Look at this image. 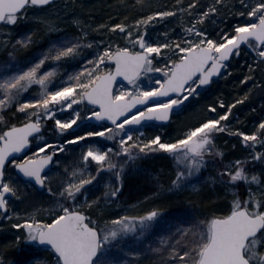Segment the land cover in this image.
<instances>
[{
	"label": "snow or ice",
	"instance_id": "6c2138e0",
	"mask_svg": "<svg viewBox=\"0 0 264 264\" xmlns=\"http://www.w3.org/2000/svg\"><path fill=\"white\" fill-rule=\"evenodd\" d=\"M108 7L116 14L93 23L87 0H0V50L9 57L0 62V221H11L16 230L0 250V264H43L38 252L49 254L47 264H142L147 252L153 264H264V167H247L264 165V151L256 150L264 149V105L250 133L222 123L253 89H264V79L255 75L257 69L264 74V0H173L171 6L116 0ZM225 15L236 19L226 23ZM28 22L34 28L16 38L13 33ZM44 37L43 50L17 58ZM242 53L252 63L246 61L248 74L239 82L252 84L241 98L218 100L223 113L207 105L215 115L174 139L145 137L141 129L168 123L193 107L214 78L231 76V62ZM47 121H54L58 143L45 140ZM225 132L251 150L250 160L229 162L213 178L231 194L229 204L203 217L191 210L166 216L160 203L165 193L191 189L202 197L193 178L210 157L223 159L216 138ZM69 145L79 148L78 156ZM69 153L75 157L70 165ZM156 154L174 161V177L167 185L157 177L156 189L139 201L152 206L111 218L107 206L122 195L128 168ZM102 174L108 181L96 195ZM34 198L44 204L25 215L16 210L17 202ZM154 235L158 245H146ZM10 248L27 258L9 261Z\"/></svg>",
	"mask_w": 264,
	"mask_h": 264
},
{
	"label": "rangeland",
	"instance_id": "374dc122",
	"mask_svg": "<svg viewBox=\"0 0 264 264\" xmlns=\"http://www.w3.org/2000/svg\"><path fill=\"white\" fill-rule=\"evenodd\" d=\"M96 1V0H95ZM93 0H87L88 5L91 7ZM159 6V5H158ZM80 10V9H78ZM103 18L97 15L95 21H91L93 23L102 21ZM29 26L30 28L26 31V33L34 28V25L31 22L27 24H21L19 27ZM212 27L209 25L208 29L211 31ZM18 29V28H17ZM180 29L177 27L176 32H179ZM19 31L13 33L16 38H21L24 33L20 35ZM176 33L172 35L175 36ZM41 35H43L41 33ZM53 34L52 38H55ZM95 35V34H93ZM48 37H44V39L40 40L36 45L32 47L34 53L37 52L36 49L43 50L47 45ZM163 39V37H160ZM31 49V50H32ZM3 51V55L6 60L9 59L6 50H0V53ZM28 52V50H27ZM26 51L20 53L18 55V59H22L23 56L28 55ZM33 53V54H34ZM31 54V55H33ZM30 55V56H31ZM247 57L242 53L240 57L234 58L231 62V66L228 69L232 73L231 76H228L226 79L220 78L216 81L210 89L201 96L198 102L195 103L193 107L186 109L181 112L179 115H173L171 121L168 125L156 126L152 124L149 127L141 129L145 132V137H151L155 134H160L163 139H174L178 135H180L183 131L187 130V128L195 125L198 121L205 118L207 115H215L209 114L206 112L207 105H215L218 108V111L223 113L225 109H220L218 107V100H224L225 103H232L236 99L241 98L245 91L249 87H251L252 82L250 81L248 85H242L239 82V87L241 89V94L237 98H233V94L231 90H227V84L233 78H236L237 73V64L243 65L241 62L244 61ZM2 62V61H1ZM238 65L239 67H242ZM72 69V68H70ZM69 69V71H70ZM158 75V74H157ZM255 75L258 79H264V74L260 72L259 69L256 70ZM144 83H147V79H144ZM119 87V84L117 85ZM234 93V92H233ZM232 94V95H231ZM227 97V98H226ZM251 100V101H249ZM248 101L243 105H237L236 108L232 110V115L229 116L228 121L222 122L229 124V130H240L244 132H252L255 130L257 122L262 119L260 115L261 105H264V89H253L252 94L250 95ZM187 103V102H186ZM77 106H74V108ZM255 107L257 112H252L251 108ZM70 111V110H69ZM57 116L68 118L69 112L60 113L57 112ZM75 128V126H74ZM83 126L77 131L81 134L83 133ZM72 130L70 129L69 132ZM43 135L45 140L48 142L58 143L60 137L54 132V121H47L45 127L43 128ZM95 140H100L101 138H94ZM103 143L112 146L111 141H103ZM217 148L224 153L223 159L219 157H210L207 166L202 169L201 174L198 177L193 178V183L199 186L202 189L203 195L200 198L195 197L191 194V189H186L183 192L178 193H165L160 198V203L162 207H166L169 210L173 209L174 213L178 210L176 209V205L179 203H183L185 207L192 209L196 212L197 215L203 217L211 215L213 210H216L220 207L227 206L231 200V194L228 193L223 186L216 183L213 185V178L217 177L219 171V162L222 164H228L229 162L235 161L236 159L241 160H250V149H246L242 145V141L240 138L236 136H230L227 132L217 134L216 138ZM33 149L35 148V144L31 146ZM69 148H77L76 156L79 155V148L75 145H69ZM257 151H264L259 146H257ZM30 154V153H29ZM61 156L65 154H60ZM75 157L72 156L71 153L67 155V159L65 163L71 164L72 160ZM175 163L170 158L167 157L166 154H156L153 158L146 159L143 161H137L135 165L131 166L127 170V178L124 182V188L122 189V195L118 197L115 203H110L107 206L106 213L111 216V218H115L117 214H123L125 209L131 212H140L146 207H150L153 204V201L149 200L147 203L141 204L139 201L144 199L145 195H150L152 191H154L157 187L156 178L159 177L161 182L164 185H167L170 182V179L174 177L175 173ZM252 171L258 172L264 165H260L258 162L250 163L247 165ZM63 168V164L61 165V170ZM103 179L98 177L100 180V184L98 189H94L96 195H100L104 190V184L108 181L107 174H102ZM95 183V182H94ZM91 187V186H88ZM246 186L239 189V192L242 196H246ZM30 191V190H28ZM211 200L208 208L206 206V200ZM189 201H194V203H190ZM44 204V201L40 198L31 199L30 202H26L21 204L17 202L16 210L21 214L25 215L28 212H31L35 207L41 206ZM132 204H137L138 207L135 209H131L128 206ZM46 206V204H45ZM167 214V212L165 213ZM218 214V213H217ZM11 221H0V226L3 227V231L0 232V242L1 245L8 244L13 238L16 232L15 229L10 227ZM163 231L160 232V235H164ZM154 239L157 240L153 241ZM159 242V236H150L147 239V244H152L153 246H157ZM145 245V248H146ZM26 255V254H25ZM37 255L42 258L43 264L47 263L50 258L48 253L38 252ZM142 264H153L154 256L151 252H147L145 256L141 257Z\"/></svg>",
	"mask_w": 264,
	"mask_h": 264
},
{
	"label": "trees",
	"instance_id": "16d2710c",
	"mask_svg": "<svg viewBox=\"0 0 264 264\" xmlns=\"http://www.w3.org/2000/svg\"><path fill=\"white\" fill-rule=\"evenodd\" d=\"M155 2L157 4V6L158 5H164V4H167L168 6H171L172 3H173V0H155ZM185 2H187V0H185ZM201 2L202 3H207V2H209V0H201ZM115 3H116V0H96V1L93 0V2H92V5L93 6H91V7L89 6V7L92 9V11H93V13H94L95 16H97V15L99 16L100 15L101 18H103V20H107L109 14H111V15H115L116 14V8L115 7H112V8L108 7L109 5H115ZM78 9L79 8H77L76 10L77 11H80ZM224 19H225V22L226 23H230L233 19H236V18L235 17H232L230 15H225L224 16ZM218 23H219V21H218ZM220 26L223 27L224 25H220ZM211 27L213 28V26H211ZM29 28H30L29 26H27V27L26 26L18 27V29H16L15 32L17 34L18 31H19V34L18 35H20L21 33H24V32L26 33V31ZM69 30H71V29H69ZM31 49L32 48H30L28 50V52L26 51L27 53H29L27 56H30L31 54L34 53L33 49L32 50ZM36 50L37 51H41V49H36L35 48V51ZM5 59L6 58L4 57L3 51H2L0 53V62L1 61H5ZM246 61H247V63H252V60L249 59L248 57L244 61L241 62L243 65H240V63H238L237 64V69H236L237 70L236 78H233L230 81V83L227 84V87L226 88H227V90H231V92L233 94V95L232 94L231 95L233 96V98L234 97L237 98L241 94V92H242L241 89H240V87H239V81L245 75L248 74ZM238 65H240L242 67H239ZM71 70H74V69H70V71ZM29 95H31V90H30L29 93H25V96H29ZM249 101H251V100H249ZM12 122L16 123L17 121L13 120ZM218 165H219V170H221L223 168V166H224V164H222V162H219ZM240 189H242V187ZM210 202H211V200H209V199L206 200L205 203H206L207 208H208ZM175 207H176L177 210H181V211H189V210H191V211H193L196 214V212L194 210L190 209V207L188 209L187 207L184 206L183 203H180V205L178 203ZM173 213H174V210L171 209V210L167 211V214H165V215L167 216V215H170V214H173ZM153 241H156L157 242L156 239H154ZM1 244L2 243L0 242V250H3L4 249V246L6 244H4V243H3V245H1ZM6 258L9 261H13V260H24V259L27 258V256L21 250H18L16 248H10V249H7V251H6ZM47 259H49V258H47ZM45 264H47V263H45Z\"/></svg>",
	"mask_w": 264,
	"mask_h": 264
},
{
	"label": "water",
	"instance_id": "95a60500",
	"mask_svg": "<svg viewBox=\"0 0 264 264\" xmlns=\"http://www.w3.org/2000/svg\"><path fill=\"white\" fill-rule=\"evenodd\" d=\"M214 79H219V78H214ZM120 82H118V84H119ZM124 84H126V82H123ZM117 84V85H118ZM171 120V119H170ZM170 122V121H169ZM169 122L168 123H166V124H161L160 122H151V125L152 124H155V125H157V126H163V125H168L169 124ZM93 123H95V122H93ZM42 132H43V129H42ZM31 147V146H30ZM51 167V166H50Z\"/></svg>",
	"mask_w": 264,
	"mask_h": 264
},
{
	"label": "flooded vegetation",
	"instance_id": "af4514ba",
	"mask_svg": "<svg viewBox=\"0 0 264 264\" xmlns=\"http://www.w3.org/2000/svg\"><path fill=\"white\" fill-rule=\"evenodd\" d=\"M78 130V129H77Z\"/></svg>",
	"mask_w": 264,
	"mask_h": 264
}]
</instances>
